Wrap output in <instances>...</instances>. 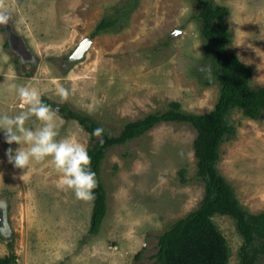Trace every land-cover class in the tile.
<instances>
[{"label":"rangeland","instance_id":"374dc122","mask_svg":"<svg viewBox=\"0 0 264 264\" xmlns=\"http://www.w3.org/2000/svg\"><path fill=\"white\" fill-rule=\"evenodd\" d=\"M126 16L94 35L102 20ZM228 7V45L252 70L250 83L264 87V0H215ZM12 10L0 26V112L26 110L9 85L35 88L56 104L60 135L91 146L90 134L58 108L89 116L108 136L125 123L165 111L171 102L191 113H207L219 97L215 50L200 33L196 0H0ZM121 12V11H120ZM87 36L82 57L72 54ZM7 42V46H5ZM69 90L62 99L56 89ZM235 134L219 149L217 168L249 212L264 210V116L229 112ZM188 123L162 122L124 145L111 146L101 164L107 209L97 234H89L93 201L60 186L50 158L27 169L7 162L0 133V257L11 264H153L157 236L199 206L204 182L197 175ZM212 222L228 247L227 264H240L243 239L236 221L215 213ZM142 250L138 260L135 254ZM257 264H264L262 257Z\"/></svg>","mask_w":264,"mask_h":264},{"label":"trees","instance_id":"16d2710c","mask_svg":"<svg viewBox=\"0 0 264 264\" xmlns=\"http://www.w3.org/2000/svg\"><path fill=\"white\" fill-rule=\"evenodd\" d=\"M196 1L201 4L197 17L201 36L206 42L205 47H213L216 54L220 89L212 110L207 113L186 112L181 109L179 102L173 101L165 111L149 113L143 118L125 123L116 136L104 133L103 144L91 135L94 129L101 127L92 118L67 105L60 106L58 112L65 119L76 120L91 137V146L87 148L98 184L94 190L89 234L99 232L106 214L107 191L100 170L108 149L142 136L159 123L183 122L197 131L194 149L197 175L204 182V196L199 206L177 219L157 236L156 252L151 255L153 264H227L229 253L225 238L211 220L215 213L230 215L236 221L237 230L243 239L239 250L240 264H257L264 258V210L251 213L239 203L231 184L219 172L217 162L221 144L236 132V127L227 122L229 112L239 108L249 118L263 117L264 87L252 86L251 68L228 49L232 42L231 31L226 25L228 7L217 4L215 0ZM134 2L128 1L122 6L117 11L116 20L102 19L92 35L113 27L117 19L127 15ZM43 99L51 108L56 107L55 103ZM141 254L142 250L137 252L135 260ZM14 260V255L3 256L0 257V264H11Z\"/></svg>","mask_w":264,"mask_h":264},{"label":"clouds","instance_id":"9594fccd","mask_svg":"<svg viewBox=\"0 0 264 264\" xmlns=\"http://www.w3.org/2000/svg\"><path fill=\"white\" fill-rule=\"evenodd\" d=\"M12 14L6 4L0 3V26L7 25ZM9 89L19 97L26 110L16 114L0 112V133L5 142L20 145L15 150H6L7 162L15 168L28 171L34 163L45 162L50 158L60 175L59 186L71 191L78 200L93 201L98 181L92 170L88 148L75 137L57 139L60 135L57 113L44 102L41 91L17 83L10 84ZM56 91L62 99H67L68 89L60 86ZM104 133L103 127H97L91 135L103 144Z\"/></svg>","mask_w":264,"mask_h":264},{"label":"water","instance_id":"95a60500","mask_svg":"<svg viewBox=\"0 0 264 264\" xmlns=\"http://www.w3.org/2000/svg\"><path fill=\"white\" fill-rule=\"evenodd\" d=\"M91 42H92V37L91 36H87L85 39H83L79 43V45L77 46L75 51L73 52L72 57L73 58L82 57L85 54V52L87 51V49L89 48Z\"/></svg>","mask_w":264,"mask_h":264},{"label":"flooded vegetation","instance_id":"af4514ba","mask_svg":"<svg viewBox=\"0 0 264 264\" xmlns=\"http://www.w3.org/2000/svg\"><path fill=\"white\" fill-rule=\"evenodd\" d=\"M3 216H2V213H1V211H0V224H1V222L3 221Z\"/></svg>","mask_w":264,"mask_h":264}]
</instances>
